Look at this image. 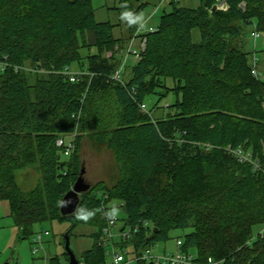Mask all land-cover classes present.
Returning <instances> with one entry per match:
<instances>
[{
    "label": "trees",
    "instance_id": "obj_1",
    "mask_svg": "<svg viewBox=\"0 0 264 264\" xmlns=\"http://www.w3.org/2000/svg\"><path fill=\"white\" fill-rule=\"evenodd\" d=\"M117 1L116 11L131 13L127 40L95 19L91 0H0V201L8 203L18 239L32 235L33 245V226L43 221L89 225L93 242L78 261L106 264L99 240L107 215H116L109 201L117 200L123 217L113 247L131 243L138 257L172 229L189 227L180 249L195 250L193 264H264V172L227 149L242 147L264 164V71L253 75L254 53L246 49L253 19L264 34V0H226V10L212 9L215 0L174 5L157 27L136 34L145 47L128 71L117 55L149 0ZM72 63L74 81L62 74ZM153 78H170L167 92L176 97L159 117L148 113V99L155 94L158 107L166 92H152ZM83 136L112 150L117 176L112 186L92 184L75 212L61 215L82 166ZM60 137L73 144L70 153L56 145ZM25 167L39 174L26 191L15 178ZM122 227L129 237L120 236Z\"/></svg>",
    "mask_w": 264,
    "mask_h": 264
},
{
    "label": "rangeland",
    "instance_id": "obj_2",
    "mask_svg": "<svg viewBox=\"0 0 264 264\" xmlns=\"http://www.w3.org/2000/svg\"><path fill=\"white\" fill-rule=\"evenodd\" d=\"M92 7L94 10L95 19L98 21H108L114 24L112 28V34L116 38H124L127 40L126 36V23L125 19H122V14L116 11L115 6H118L117 0H91ZM199 4V0H175L174 3H170V0H149V3L143 8V10L136 16L135 23L138 27V32L140 34L151 31L153 28L157 27L160 22V16L163 12H169L173 9V6H185V7H196ZM140 18V19H137ZM254 24L250 23L246 27V49L254 53L257 58V62H261L262 66L258 68L257 71H264V34L259 31V36L253 38L250 36V31L256 25V20L253 19ZM126 36V37H125ZM194 38L198 39V31L195 29ZM123 39L124 48L117 55V57L123 63V68L126 71L129 70L130 66L134 63L137 57L129 56L124 61V50L128 42ZM136 42V41H135ZM116 48L120 46H115ZM91 51H96L95 48H91ZM81 54L84 56L86 54V49L80 50ZM111 54V51L106 53ZM77 64H71V70H77ZM260 69V70H259ZM262 73V72H261ZM126 74V73H123ZM264 75V74H263ZM159 80L153 78L151 89L152 92L162 91L166 92L164 96L159 100V106H153L156 101L157 96L153 94L149 97V108L151 111L148 113L155 117H159L162 113H167L172 108L167 107L175 101V93L173 91L167 92L166 87L172 85V80L170 78H165L163 82H158ZM165 85H164V84ZM180 97V95H179ZM164 109V110H163ZM166 115V114H165ZM93 141L87 136L81 138L80 146V159L82 163V168L84 170L85 180L90 183V185L96 182H103L105 185L112 186L115 183V178L117 176V166L114 160L113 152L110 148L106 146L94 147ZM260 146L263 147V142H260ZM228 149V147H227ZM263 149V148H262ZM233 156L232 153H229ZM234 157V156H233ZM255 157V156H254ZM193 168H196L194 165ZM15 178L19 187L26 191L32 189L38 178L34 167H25L15 170ZM198 181L193 184V187L200 186ZM108 207H113L114 213L118 217L117 228H113L112 241L118 242L119 236L117 235V230L122 226L123 212L118 208V201H109ZM71 229V230H70ZM262 229L261 226L253 228V235H256ZM46 230L48 235L44 236L42 239V247L38 249L36 253H32V243L30 235L24 239H18L17 230L13 224V221L9 215V206L6 200L0 201V264H4L8 258H13V264H63L68 263V258L64 254V235L68 230H70L69 235V246L76 258H80L82 252L89 248L93 242L92 237L89 235L94 229L87 225H76L71 227V224L67 221L49 220L36 223L33 226V234L37 232H43ZM190 228H174L169 233V239L166 241H160L155 245L151 246V252L154 256H163L165 254H172L176 251V240L182 237L185 233L189 232ZM106 264H110L113 252L123 254L125 262L122 264H138L137 257L134 253L133 246L131 243H127L123 247H112L110 245L106 246ZM190 252L195 255V250L190 249ZM161 264H167L162 262Z\"/></svg>",
    "mask_w": 264,
    "mask_h": 264
},
{
    "label": "built area",
    "instance_id": "obj_3",
    "mask_svg": "<svg viewBox=\"0 0 264 264\" xmlns=\"http://www.w3.org/2000/svg\"><path fill=\"white\" fill-rule=\"evenodd\" d=\"M160 2L163 0H159ZM216 9L218 10H226L228 8V3L226 0H215L214 4ZM242 9H244V3H240L239 5ZM250 36L253 38H257L259 36V31L254 28L250 31ZM136 41V35L134 34L130 40L128 41V44L126 45V53L125 57H127V54H132L133 57H139L140 51L144 49L145 47V38L137 39ZM256 61L257 58L252 56V62H253V69L252 73L254 76H257L259 73L256 68ZM5 65V64H4ZM123 66V65H122ZM116 70L113 74V79H118L121 67ZM62 74L66 76L70 81H74L76 77L78 76V71H73L69 66L65 67L62 70ZM260 78H263L262 75H259ZM142 109H146V105L144 103L140 104ZM64 138L60 137L56 140V145L63 146ZM64 147V153L68 154L72 151L73 144L71 142H68L65 144ZM228 151L233 154V156L239 161V162H248L252 165L253 170L255 171H263L264 172V164H262L257 157H254L253 153L251 151H245L242 149V147L238 148H230L228 147ZM117 221L118 218L114 214L107 215L106 218V225L102 228V233L99 242L104 244L105 246L112 245V237H113V228H117ZM130 229H122L120 230V236L122 238H127L130 235ZM264 232V229L262 230ZM45 235H48V232L44 230L42 233L37 232L33 236V246H32V253H36L39 248L42 247V239ZM181 241L180 239L176 240V251L172 254H165L163 256H154L150 249H145L137 258L142 259L147 263H153V264H161L162 262H166L167 264H193L194 263V255L190 252H184L180 249ZM125 262V258L123 254H119L117 252H113L111 262L110 264H122ZM220 261H213L211 258H208L206 261V264H219ZM66 264V263H63ZM68 264V263H67ZM82 264V263H79Z\"/></svg>",
    "mask_w": 264,
    "mask_h": 264
},
{
    "label": "water",
    "instance_id": "obj_4",
    "mask_svg": "<svg viewBox=\"0 0 264 264\" xmlns=\"http://www.w3.org/2000/svg\"><path fill=\"white\" fill-rule=\"evenodd\" d=\"M215 9V6H212ZM91 185L84 178V170L81 167L79 174L73 183L72 187L64 194L61 199L59 210L61 215H70L75 212L80 200V195L90 189ZM123 229V227H122ZM121 229V230H122ZM65 250L68 254V264H79L78 259L72 252L69 246V234L65 233ZM153 264V263H150Z\"/></svg>",
    "mask_w": 264,
    "mask_h": 264
},
{
    "label": "clouds",
    "instance_id": "obj_5",
    "mask_svg": "<svg viewBox=\"0 0 264 264\" xmlns=\"http://www.w3.org/2000/svg\"><path fill=\"white\" fill-rule=\"evenodd\" d=\"M130 16H131V13H127V12H125V13L122 14V19H127V18H129ZM137 19H140V18H137ZM130 22H135V21H130ZM79 218H80V219L87 220V219L89 218V216H84V215H82V216H80Z\"/></svg>",
    "mask_w": 264,
    "mask_h": 264
},
{
    "label": "crops",
    "instance_id": "obj_6",
    "mask_svg": "<svg viewBox=\"0 0 264 264\" xmlns=\"http://www.w3.org/2000/svg\"><path fill=\"white\" fill-rule=\"evenodd\" d=\"M136 34H139L138 29H137L135 35H136ZM138 38H140V37L137 36V37H136V41H137ZM84 178H85V177H84ZM118 204H119V203H118ZM116 206H118V205H116ZM111 209L113 210V207H112ZM77 259H78V258H77ZM13 262H14L13 258H8L7 261H6L4 264H13ZM78 262H79V261H78Z\"/></svg>",
    "mask_w": 264,
    "mask_h": 264
}]
</instances>
